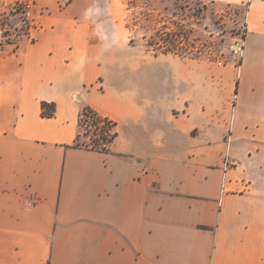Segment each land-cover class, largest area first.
Here are the masks:
<instances>
[{"label":"crops","instance_id":"0c3cea01","mask_svg":"<svg viewBox=\"0 0 264 264\" xmlns=\"http://www.w3.org/2000/svg\"><path fill=\"white\" fill-rule=\"evenodd\" d=\"M210 1L246 7L227 62L132 43L101 0L27 30L0 0V264H264V0ZM86 105L109 151L73 146Z\"/></svg>","mask_w":264,"mask_h":264},{"label":"rangeland","instance_id":"374dc122","mask_svg":"<svg viewBox=\"0 0 264 264\" xmlns=\"http://www.w3.org/2000/svg\"><path fill=\"white\" fill-rule=\"evenodd\" d=\"M100 6L105 14L119 16L132 43L157 53L227 62L246 28V7L210 0H101ZM19 7L14 0V8ZM80 120V143H89L91 123Z\"/></svg>","mask_w":264,"mask_h":264},{"label":"trees","instance_id":"16d2710c","mask_svg":"<svg viewBox=\"0 0 264 264\" xmlns=\"http://www.w3.org/2000/svg\"><path fill=\"white\" fill-rule=\"evenodd\" d=\"M157 53L156 51H154ZM168 53V52H162ZM55 104L44 102L42 104V114L47 117L55 115ZM91 123L89 129H87V135L90 139L89 143H80L81 130L75 139L73 146L85 147L88 149L98 150L106 152L110 150L111 144L114 142L117 136L116 122L107 116L100 114L97 110L89 105L83 107L81 111V119ZM83 126L82 120H80V128Z\"/></svg>","mask_w":264,"mask_h":264},{"label":"built area","instance_id":"2783aa9c","mask_svg":"<svg viewBox=\"0 0 264 264\" xmlns=\"http://www.w3.org/2000/svg\"><path fill=\"white\" fill-rule=\"evenodd\" d=\"M18 5L20 6L18 9L15 8V11L19 13V18L17 27L21 28V21L26 24L27 29H30L33 24L32 14H33V6L35 4V0H17ZM25 29V30H27ZM14 39V35L11 33V29L6 25L0 24V48L4 46L6 43H11Z\"/></svg>","mask_w":264,"mask_h":264}]
</instances>
